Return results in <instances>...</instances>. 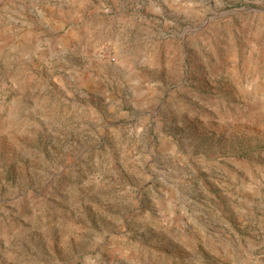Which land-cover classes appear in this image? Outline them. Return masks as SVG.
<instances>
[{
  "label": "rangeland",
  "instance_id": "374dc122",
  "mask_svg": "<svg viewBox=\"0 0 264 264\" xmlns=\"http://www.w3.org/2000/svg\"><path fill=\"white\" fill-rule=\"evenodd\" d=\"M0 264H264V0H0Z\"/></svg>",
  "mask_w": 264,
  "mask_h": 264
}]
</instances>
